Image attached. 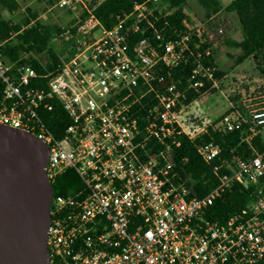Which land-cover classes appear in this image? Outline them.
<instances>
[{
  "label": "built area",
  "instance_id": "built-area-1",
  "mask_svg": "<svg viewBox=\"0 0 264 264\" xmlns=\"http://www.w3.org/2000/svg\"><path fill=\"white\" fill-rule=\"evenodd\" d=\"M160 1L137 3L106 27L95 1L56 0L59 8L83 9L62 35L71 42L69 58L40 73L30 65L14 71L0 57V124L47 144L52 185L70 170L79 180L75 193L53 195L49 264H264V149L221 160L215 142L198 145L218 178L203 197L175 182L170 159L178 136L194 141L210 126L233 132L247 125L248 144L263 139L264 100L246 105L245 114L235 107L216 124L186 130L182 117L190 105L178 106L185 93L162 94L156 84L164 81L162 67L175 69L186 59L190 34L164 36L151 17ZM205 81L219 82L215 68L201 64L190 88ZM56 104L69 118L61 136L44 118ZM152 141L166 149L152 153ZM234 185L252 188V202L226 222L208 218L209 207Z\"/></svg>",
  "mask_w": 264,
  "mask_h": 264
},
{
  "label": "trees",
  "instance_id": "trees-1",
  "mask_svg": "<svg viewBox=\"0 0 264 264\" xmlns=\"http://www.w3.org/2000/svg\"><path fill=\"white\" fill-rule=\"evenodd\" d=\"M48 1L51 5L56 2V0ZM92 1L96 2L95 15L106 27H112L117 23L118 15L130 13L137 3L146 0ZM198 2L205 9V20L209 30L219 32V38L226 46L240 50L239 54L234 57L233 67L251 58L264 77V0H232L227 6H223L220 0H198ZM159 5L165 8L161 9ZM187 5L188 0H161L157 5H151L152 8L154 7L151 17L167 39H172L184 32L190 34V51L187 53L186 59L178 68L162 67L159 74L164 77V81L156 84V88L162 94L179 91L185 93V97L179 98V107H181V103L189 106L200 99L202 95L217 91V87L207 81L198 90L190 88V77L197 66L202 64L215 68V77L218 80H222L226 75V72L220 69L216 63L214 42L209 39L208 34L205 32L199 37L192 29L188 28L187 23L190 17ZM21 9L20 0H0V57L11 64L14 71L27 65L32 66L40 73H45L46 69L55 70L61 63L62 57L68 59L71 55L68 52L71 42L65 40L62 35L77 22V17L71 20L68 27H61L58 24L42 22L33 7L27 6L23 16L17 19L7 18L4 15L6 10L15 14ZM224 11L237 16L243 33L241 41L225 35L224 30L220 28L219 19L216 16ZM86 14L83 12L81 16L84 17ZM44 82V79L39 80L41 85ZM171 87H173L172 91ZM4 89L5 85L0 82V100ZM150 98L151 96L142 102L150 103ZM237 108L244 114L246 113L244 107ZM234 109L232 108L227 113ZM141 114L145 115V111ZM44 118L58 136H61L69 125V118L60 104H56L55 111L44 113ZM197 128L199 127L196 124H192V131ZM247 128V125H242L233 132H226L214 130L210 126L208 132L199 135L194 141L187 135L178 136L175 143L172 144L170 157L175 165L174 172L177 173L175 182L185 183L191 188L193 196L207 195L218 184V178L214 174L213 164L207 163L202 158L197 146L215 142L221 147V160H233L236 156L249 157L254 153V150L264 149V140L261 136H257L253 139L252 144H248L245 141L249 133ZM150 146H152V153H156L158 149H166L165 144L154 141L150 143ZM220 159L215 163L220 164ZM78 182L77 176L70 170L53 183L54 193L71 195L75 193ZM253 199L252 188L234 185L209 207L208 218L221 223L226 222L231 216L246 208Z\"/></svg>",
  "mask_w": 264,
  "mask_h": 264
},
{
  "label": "water",
  "instance_id": "water-1",
  "mask_svg": "<svg viewBox=\"0 0 264 264\" xmlns=\"http://www.w3.org/2000/svg\"><path fill=\"white\" fill-rule=\"evenodd\" d=\"M48 160L42 139L0 124V264H49Z\"/></svg>",
  "mask_w": 264,
  "mask_h": 264
},
{
  "label": "rangeland",
  "instance_id": "rangeland-1",
  "mask_svg": "<svg viewBox=\"0 0 264 264\" xmlns=\"http://www.w3.org/2000/svg\"><path fill=\"white\" fill-rule=\"evenodd\" d=\"M223 6H227L232 0H220ZM22 9L15 14L4 11L7 18H20L26 11V7H33L39 14L40 20L44 23L58 24L61 27H68L71 20L76 18L83 9L59 8L51 5L48 0H20ZM159 8H165L159 5ZM187 12L190 20L188 28L192 29L199 37L205 32L213 43L216 52V63L220 69L226 72L222 80H219L217 91L206 93L200 99L192 103L183 113V122L186 130H192V124L197 127L206 124H216L221 117L235 107L256 104L264 100V77L256 68V63L249 58L238 66H234V57L240 50L226 46L219 38V32L211 31L206 25L205 9L198 0H188ZM220 28L225 35L231 36L234 40L241 41L243 33L235 14L225 11L216 16ZM57 43V41L55 40ZM235 53V55H234ZM45 58V57H44ZM260 97V98H259ZM199 128L195 129L198 130ZM264 139V130L262 131Z\"/></svg>",
  "mask_w": 264,
  "mask_h": 264
}]
</instances>
